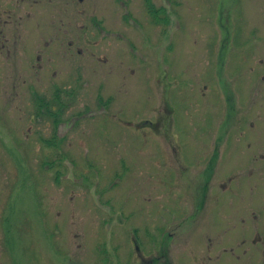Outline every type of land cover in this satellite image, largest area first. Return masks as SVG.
<instances>
[{"label": "rangeland", "instance_id": "1", "mask_svg": "<svg viewBox=\"0 0 264 264\" xmlns=\"http://www.w3.org/2000/svg\"><path fill=\"white\" fill-rule=\"evenodd\" d=\"M235 2L0 0V264H206Z\"/></svg>", "mask_w": 264, "mask_h": 264}, {"label": "flooded vegetation", "instance_id": "2", "mask_svg": "<svg viewBox=\"0 0 264 264\" xmlns=\"http://www.w3.org/2000/svg\"><path fill=\"white\" fill-rule=\"evenodd\" d=\"M235 4L236 45L230 54L220 50L219 83L208 90L215 113L223 118L219 123L209 118L206 134L213 145L205 152L210 168L217 165L225 175L223 182L214 185L209 178L206 184V264H264V177L257 171L264 170V0H236ZM208 75L212 80L213 75ZM243 173L246 178L240 177ZM241 185L250 186L244 202L237 194ZM227 191L240 197H227Z\"/></svg>", "mask_w": 264, "mask_h": 264}]
</instances>
